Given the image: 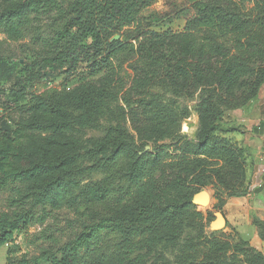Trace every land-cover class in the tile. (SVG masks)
<instances>
[{
	"label": "trees",
	"instance_id": "16d2710c",
	"mask_svg": "<svg viewBox=\"0 0 264 264\" xmlns=\"http://www.w3.org/2000/svg\"><path fill=\"white\" fill-rule=\"evenodd\" d=\"M157 1L2 0L0 34L30 36L38 51L31 62L0 58V104L9 111L0 112V247L65 206L77 214L69 232L33 234L34 253L9 248L6 264H131L135 253L181 236L185 222L203 223L193 203L202 188L250 192V148L225 136L238 129L225 118L264 86V0H193L180 31L151 24L154 16L143 24ZM62 75L61 87L49 86ZM36 81L43 91L33 90ZM196 96L200 127L191 139L182 124L192 111L178 99ZM115 102L140 141L172 142L145 149L111 130L96 149L105 156L78 168L81 138L59 132L95 127ZM255 224L264 237V221ZM220 233L187 243L179 264H264L247 240Z\"/></svg>",
	"mask_w": 264,
	"mask_h": 264
},
{
	"label": "rangeland",
	"instance_id": "374dc122",
	"mask_svg": "<svg viewBox=\"0 0 264 264\" xmlns=\"http://www.w3.org/2000/svg\"><path fill=\"white\" fill-rule=\"evenodd\" d=\"M193 0H158L150 7H148L143 12V20L144 25L149 22L146 21L148 18L154 16L153 19H149L150 23L153 25L165 24L168 23L170 27H173L174 30H183L184 25H186L187 17L193 14L192 4ZM3 5L2 0H0V6ZM252 6V5H250ZM146 19V20H145ZM120 35L116 34L114 38H119ZM38 51V47L32 43V39L28 36L25 39H21L18 41L11 40L7 38L6 35L0 34V58H3L6 61H14V62H31L36 53ZM125 69L129 72H132L131 69L128 68V62L124 64ZM65 78L64 76H58L54 82L50 83L49 86H59L61 87L64 84ZM44 81H36L33 85V90L37 89L39 91L44 90ZM77 84V81L73 79L68 86L74 87ZM4 85V78L1 76L0 72V87ZM156 90L160 91L162 95L170 99L172 98V94L169 91V88H165L162 86H156ZM264 91V86L259 95H261ZM179 103L183 106H188L192 115L187 118L182 124V133L186 134L191 139L197 138V133L200 127V117L199 113L196 111L198 97L194 98H179ZM118 102H115L110 105L109 110L104 113V115L100 118L98 125L90 128H78L75 126H71L67 131H60L62 138L67 137L69 135H77L81 138L82 141V149L83 154L82 158L79 160L77 167L78 168H86L90 167L92 164L100 160L105 156L103 152H97L100 142L107 139L108 135L111 133V130L119 129L123 135L130 139L132 142H135L139 146H143V148H147V146H154L156 143H171L172 140L170 138L155 139L150 140L149 142H142L139 140L137 131L133 128L131 121L128 116L117 108ZM122 104V102H120ZM119 104V105H120ZM245 107V106H244ZM241 109V108H239ZM233 109L227 112L225 122L230 128H238L237 131L230 132L225 136L232 141H236L238 144H243L241 141L236 140L235 137H231L230 134H238L243 132L246 128H244L239 121L237 120L236 110ZM4 107H1L0 104V112L8 114L9 111L4 112ZM15 117H18L15 113ZM251 150L250 156L247 157V174H246V186H250V191H253V185L251 184V173H252V160H251ZM102 177L100 173H94L92 176L93 180H98ZM85 181H88L85 179ZM200 191H207L210 194L211 201L210 203L202 209L198 206L199 210H201L204 214L203 223L198 221H187L185 222V231L184 233L177 238H168L159 246L154 249H144L137 253H135L132 257L131 264H179L180 255L187 243L190 242H199L205 243L206 240L210 237L211 233L214 230L210 227L211 222L216 218L217 212H223L228 219L227 225L224 229L220 230V234L217 237H221L222 239H227L231 242L237 241L239 238L247 240L251 246H253L250 242L248 236L242 235L240 231L237 229L238 220L235 217L233 207L229 205V200L233 197H227L226 193L218 192L214 185H208L202 188ZM199 191V192H200ZM78 192V191H76ZM6 195H3L1 200L4 199ZM245 196V195H244ZM77 214L75 209L69 206H65L60 210H57L51 214V216L47 219L46 223L43 226L33 225L28 229L17 231L15 233L14 241L3 245L0 247V264H6V259L8 255L9 248L15 251L14 255L18 256L23 253H34V246L30 243L31 236L38 232H41L42 229L49 232H55L56 235H60L62 231L69 232V226L72 220H75ZM253 219V224L256 226L258 234L259 228L255 224V220ZM261 239L264 240V237L260 236ZM256 248L255 246H253ZM258 251L264 253V250H260L256 248Z\"/></svg>",
	"mask_w": 264,
	"mask_h": 264
},
{
	"label": "crops",
	"instance_id": "0c3cea01",
	"mask_svg": "<svg viewBox=\"0 0 264 264\" xmlns=\"http://www.w3.org/2000/svg\"><path fill=\"white\" fill-rule=\"evenodd\" d=\"M236 111L239 124L246 129L230 135L251 150L253 191L245 196L233 197L228 203L233 207L240 233L248 236L247 239L253 246L264 250V240L260 238L253 224L254 218L264 221V91L245 107Z\"/></svg>",
	"mask_w": 264,
	"mask_h": 264
},
{
	"label": "water",
	"instance_id": "95a60500",
	"mask_svg": "<svg viewBox=\"0 0 264 264\" xmlns=\"http://www.w3.org/2000/svg\"><path fill=\"white\" fill-rule=\"evenodd\" d=\"M150 146H147L146 149H149ZM210 194L207 191H200L197 194H195L193 203L197 206H200L202 209H204L211 201ZM227 225V218L223 212H217L216 218L211 222V228L214 231H220L224 229Z\"/></svg>",
	"mask_w": 264,
	"mask_h": 264
}]
</instances>
